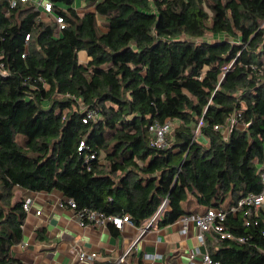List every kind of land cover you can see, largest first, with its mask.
<instances>
[{"label":"trees","instance_id":"trees-1","mask_svg":"<svg viewBox=\"0 0 264 264\" xmlns=\"http://www.w3.org/2000/svg\"><path fill=\"white\" fill-rule=\"evenodd\" d=\"M43 1L63 27L33 1L0 0V264H23L15 186L137 226L166 198L158 225L192 214L193 196L244 238L210 233L214 264H264V210L250 225L230 212L264 189V0ZM171 119L167 145H152L150 126Z\"/></svg>","mask_w":264,"mask_h":264},{"label":"crops","instance_id":"crops-1","mask_svg":"<svg viewBox=\"0 0 264 264\" xmlns=\"http://www.w3.org/2000/svg\"><path fill=\"white\" fill-rule=\"evenodd\" d=\"M88 58L87 52L80 56L84 63ZM227 131L224 129L225 134ZM14 193L15 201L32 202L29 210L24 209L22 240L12 248L23 264H205L202 254L207 251L206 239L215 233H204L202 242L195 221L185 225L183 218L187 215L162 226L158 220L144 231L148 221L142 226L126 222L122 228L108 219L82 224L76 210L62 204L66 196L57 189L36 191L15 186ZM190 210L192 214L206 211L203 206ZM192 251L197 252L194 258ZM83 252L97 256L81 258Z\"/></svg>","mask_w":264,"mask_h":264},{"label":"built area","instance_id":"built-area-1","mask_svg":"<svg viewBox=\"0 0 264 264\" xmlns=\"http://www.w3.org/2000/svg\"><path fill=\"white\" fill-rule=\"evenodd\" d=\"M17 0H12V5L16 4ZM21 1H33L37 5V8L42 10V14L48 13L53 15L57 21L60 23V27H63V18L61 15L56 14L53 11V4L51 2H45L43 0H21ZM95 116L94 112H89L87 118H93ZM87 121V119H85ZM236 122V118H232L230 124L226 127H222L219 125H215V129L224 128L230 132L232 127ZM204 124L203 119L201 118L196 125L194 139H198V135H202L201 126ZM179 126V121L177 119L167 120L164 123H154L150 126V131L154 135V139L152 140V145L156 147H165L167 145L166 135L172 131L175 127ZM227 131V132H228ZM227 135V134H226ZM83 144V143H82ZM264 181V175H263ZM62 204H67L74 210H76L77 214L81 218V223L84 224L86 221H100L104 219H108L112 221L118 228H122V226L126 222H132L131 217L129 214L124 215H106L103 212L95 211V210H88L78 209V205L76 201L71 197H64ZM32 205L31 200L24 201L23 207L25 210H29ZM169 207L168 199L166 198L162 204L160 205L157 212L148 220L147 226L143 228V231L151 226H154L160 217L163 216L164 210ZM243 212V217L246 225H250L252 217L255 215L257 216L261 210H264V189L259 194H250L247 197H244L238 202V205L232 206L230 212ZM40 210H37V214H40ZM228 210L218 207H212L206 210L204 213H195L191 215H187L183 218L185 225L189 220L195 221L197 226L200 228L202 234L200 236L201 241L205 243V235L206 232H215L220 239H236L239 241H244V238L241 236H236L233 232H231L226 227V220L228 218ZM218 238H216L217 240ZM197 252L192 251L191 257H195ZM81 258H95L97 256L96 253H82ZM124 256L121 257L123 259ZM202 258L205 264H214L210 254L206 251L202 254Z\"/></svg>","mask_w":264,"mask_h":264},{"label":"rangeland","instance_id":"rangeland-1","mask_svg":"<svg viewBox=\"0 0 264 264\" xmlns=\"http://www.w3.org/2000/svg\"><path fill=\"white\" fill-rule=\"evenodd\" d=\"M44 18H48V13H44ZM206 38H211V34L208 33L207 36H206ZM197 39L202 40L200 38H197ZM85 55H86V52L85 51H81L79 53V56H85ZM83 61H86V60H83ZM202 138H204L203 135H198V139H202ZM18 139H20L22 142L25 141V137L22 136V135H18ZM183 206L186 207V208H188V209L190 208V209H193V210H197L200 207L196 203V200H195V198L193 196H190L189 199L183 203Z\"/></svg>","mask_w":264,"mask_h":264}]
</instances>
